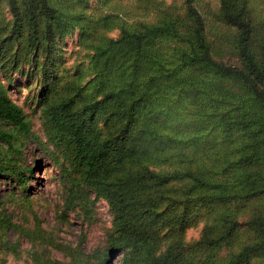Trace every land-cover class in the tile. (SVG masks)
<instances>
[{
	"label": "trees",
	"instance_id": "trees-1",
	"mask_svg": "<svg viewBox=\"0 0 264 264\" xmlns=\"http://www.w3.org/2000/svg\"><path fill=\"white\" fill-rule=\"evenodd\" d=\"M4 1L11 22H0V73L24 75L28 67L25 76L40 77L47 92L39 100L40 138L0 82V180L25 187L32 170L20 162L35 142L63 185L59 219L75 213L88 222L103 200L111 228L104 249L88 255L39 226L12 223L0 206V249L18 254L5 239L11 233L68 258L33 253V264H109L115 255L120 264H264V213L245 221L217 215L195 244L202 257H190L192 245L181 239L160 252L161 233L182 234L193 207L264 196V52L252 46L249 0H219L217 18L235 30L239 65L214 57L198 0L182 7L153 2V23L114 13L94 17L81 8L85 0ZM112 30L116 38L107 37ZM73 31L83 39L99 33L89 46L93 75L82 85L80 74L58 90L54 48ZM242 226L250 239L232 250ZM220 249H227L223 257Z\"/></svg>",
	"mask_w": 264,
	"mask_h": 264
},
{
	"label": "rangeland",
	"instance_id": "rangeland-1",
	"mask_svg": "<svg viewBox=\"0 0 264 264\" xmlns=\"http://www.w3.org/2000/svg\"><path fill=\"white\" fill-rule=\"evenodd\" d=\"M153 2H163L166 5L182 7L184 0H85L81 8L88 14L98 17L105 13H114L124 18L129 23L136 20L153 23L155 11L152 10ZM195 6L203 16L206 23V37L212 45L214 57L227 65H239V58L234 49L235 30L218 21L219 0H198ZM250 24L253 27L252 46L256 54L264 52V0H249ZM10 23L11 16L4 0L0 1V22ZM118 30H112L106 35L110 38L118 36ZM99 33L92 38L83 39L78 31H73L62 40L56 41L54 55V74L58 90L64 83L74 80L78 75H83V83L92 77L89 68V48L94 44ZM42 59L37 61L38 70ZM28 74L29 68H25ZM20 75L18 71L11 72L8 76L0 73V82L7 90L8 97L21 109L25 118L30 123L34 135L43 138L40 117V97L47 92V86L40 77ZM40 76V75H39ZM21 168L31 169L32 175L26 176L25 187H19L11 181L0 180V206L3 215L12 223L19 224L29 230L39 226L53 240L67 248L79 249L83 254L90 255L96 249L103 250L106 233L111 228V216L108 206L103 200L95 202L91 210V218L83 222L75 213H68L65 221L59 219L63 209L64 189L58 178L56 169L47 157L41 154L35 142H28ZM170 166L152 167L154 171L168 169ZM166 194H173L168 191ZM228 212L235 219L245 221L254 215L264 213V196L250 199L226 207L211 206L207 208L193 207L189 215L190 223L184 232L177 235L164 230L161 233L160 252L171 242L181 239L192 245L188 251L192 258L202 257L204 253L195 246L205 226L213 223L216 216ZM244 226L237 231L232 250H236L243 242L250 239ZM6 241L16 248L18 254L0 249V258L6 264H33L30 255L36 253L50 259L68 262V258L50 246L38 243H29L26 239L13 234L5 237ZM227 249L216 252L218 257H223ZM120 255H115L109 264H120ZM256 264V261L253 262Z\"/></svg>",
	"mask_w": 264,
	"mask_h": 264
}]
</instances>
